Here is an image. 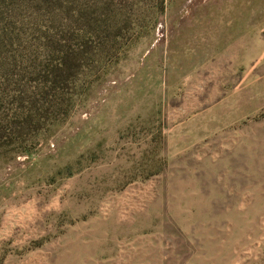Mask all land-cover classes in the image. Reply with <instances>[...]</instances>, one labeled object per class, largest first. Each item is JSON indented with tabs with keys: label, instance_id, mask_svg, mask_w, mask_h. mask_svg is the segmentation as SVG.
I'll list each match as a JSON object with an SVG mask.
<instances>
[{
	"label": "rangeland",
	"instance_id": "374dc122",
	"mask_svg": "<svg viewBox=\"0 0 264 264\" xmlns=\"http://www.w3.org/2000/svg\"><path fill=\"white\" fill-rule=\"evenodd\" d=\"M84 4L66 111L0 147V264H180L165 240L264 224V0H0L1 118Z\"/></svg>",
	"mask_w": 264,
	"mask_h": 264
},
{
	"label": "trees",
	"instance_id": "16d2710c",
	"mask_svg": "<svg viewBox=\"0 0 264 264\" xmlns=\"http://www.w3.org/2000/svg\"><path fill=\"white\" fill-rule=\"evenodd\" d=\"M7 7L11 8L12 5L9 4ZM40 7L41 9L51 10L49 6L40 5ZM87 9L86 4L80 9L76 8L74 12L67 9L71 15V22L73 20L79 25L78 27L75 24L69 26L71 29L67 31V38L48 37V40L52 39V46L56 47L58 55H52L49 49L46 48L47 53L41 62L29 58L32 64L23 69L21 77L33 81V83L35 82V85L30 90L25 88L26 90L14 92L13 97L19 103V106L15 112L13 111L10 120L7 119V113L4 114V117H0V147L9 144V142L17 144L20 141V136H23L25 131L40 130L42 128L41 119H53L54 115L57 120L60 117L59 115L66 111L65 86H68L71 81L73 82L75 75L79 76L84 72L85 66L82 59L86 53L95 54L94 47L91 51L89 40L95 38L94 35L98 38L103 37L105 32L98 21L94 22L87 17ZM53 15L58 17L55 12H53ZM94 24L97 25L93 26ZM57 32L59 33V31ZM4 38H8L7 33L0 34V42L3 46ZM96 49L99 50V47ZM4 140H7V142Z\"/></svg>",
	"mask_w": 264,
	"mask_h": 264
},
{
	"label": "crops",
	"instance_id": "0c3cea01",
	"mask_svg": "<svg viewBox=\"0 0 264 264\" xmlns=\"http://www.w3.org/2000/svg\"><path fill=\"white\" fill-rule=\"evenodd\" d=\"M211 227L207 238H192L179 245L175 240H165L161 252L166 255L180 253L185 258L190 254L189 259L180 264H264V224L213 223ZM187 242L192 244H182Z\"/></svg>",
	"mask_w": 264,
	"mask_h": 264
}]
</instances>
